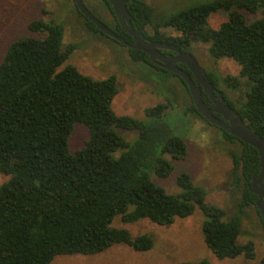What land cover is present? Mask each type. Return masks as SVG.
I'll use <instances>...</instances> for the list:
<instances>
[{
  "label": "trees",
  "instance_id": "1",
  "mask_svg": "<svg viewBox=\"0 0 264 264\" xmlns=\"http://www.w3.org/2000/svg\"><path fill=\"white\" fill-rule=\"evenodd\" d=\"M135 7L152 27L154 40L178 48L208 44L211 59L239 65L238 76L211 82L231 91L243 89L236 103L222 94L264 138V0H214L181 10L162 22L179 34L168 37L158 33L147 7L143 15ZM241 11L258 17L248 21ZM218 12H225L226 20L211 29L207 20ZM29 29L40 38L13 41L0 63V174L7 178L0 185V264H52L57 256H93L116 245L146 252L153 247L152 238L115 228L116 218L124 224L146 219L169 226L196 208L205 217L204 243L217 259H253V243L241 244L238 238L242 209L254 198L243 178L259 166L256 149L216 127L225 139L243 145L239 155L231 152L232 175L243 183V198L227 221L223 209L206 203L204 188L195 186L187 173L176 178L179 192L167 193L151 176L168 178L174 163L188 154L185 141L163 120L167 106L145 109L144 120L116 115L111 108L115 76L93 79L68 64L77 46L63 48L62 24L38 20ZM129 53L134 61L144 58L140 51ZM189 109L203 119L193 103ZM76 124L86 128L88 138L71 153L69 137ZM119 129L136 131L137 138L129 142Z\"/></svg>",
  "mask_w": 264,
  "mask_h": 264
},
{
  "label": "rangeland",
  "instance_id": "2",
  "mask_svg": "<svg viewBox=\"0 0 264 264\" xmlns=\"http://www.w3.org/2000/svg\"><path fill=\"white\" fill-rule=\"evenodd\" d=\"M86 8L101 22L114 27L115 22L109 7L103 0H82ZM151 13L154 26L163 36L179 35L175 30L162 26L165 18L181 10L214 0H136ZM248 21L258 17L241 11ZM62 24L65 48L75 44L77 48L67 63L75 66L82 74L93 79L115 76L117 94L111 108L118 116L126 115L144 120L145 109L158 104L167 106L163 120L176 136L182 138L188 148L187 157L174 163V170L166 179L152 175V180L162 186L169 194H177L179 188L176 178L187 173L193 184L204 188L206 203L223 209L227 221L239 210L243 198V183L233 178L234 168L231 152L240 154L243 145L237 140L225 139L214 126L191 112L192 106L187 87L179 77L167 71L157 70L134 61L126 48L102 38L96 30L87 25V20L79 13L74 0H0V63L8 46L23 37L40 38L29 29L34 21ZM226 20L225 12L209 17L207 25L216 29ZM156 28V27H155ZM147 34L153 33L146 24ZM209 45L194 43L190 53L206 72L212 82L228 76H238L240 67L231 59L213 60L207 53ZM174 76V77H173ZM214 85V84H213ZM219 91L236 103L243 98L244 91L228 90L218 82ZM127 141L137 138L136 131L118 130ZM88 138V131L76 124L69 137L68 147L71 153L81 149ZM7 178L0 174V185ZM205 217L196 208L186 218H176L169 226H160L148 220L133 224H124L116 218L113 226L127 230L133 237L148 235L153 247L146 252H136L126 245H116L103 253L93 256L69 255L57 256L52 264H264V223L259 217L254 200L242 209L239 243L252 242L254 258L239 256L234 259H217L206 247L201 231Z\"/></svg>",
  "mask_w": 264,
  "mask_h": 264
},
{
  "label": "water",
  "instance_id": "3",
  "mask_svg": "<svg viewBox=\"0 0 264 264\" xmlns=\"http://www.w3.org/2000/svg\"><path fill=\"white\" fill-rule=\"evenodd\" d=\"M113 14L122 29L133 37V43L128 47L133 50L145 53L148 60L153 64L163 68L171 74H175L185 83L192 103L197 113L210 125L220 128L225 133L233 136L245 146H251L258 152L259 156V171L257 179L253 185L248 187L250 194L257 196L255 207L259 217L264 223V138L252 131L249 126L243 121L240 114L231 106H229L223 94L218 90L214 94L215 87L213 83L206 77L204 69L199 65L195 57L189 52H182L178 47L167 42H146L139 37L141 28L134 30L131 25V15L126 7L125 0H106ZM74 5L79 13L89 22H91L104 35L116 40L119 43L126 44L125 40L116 35L106 24L95 17L85 6L82 0H74ZM159 50H169L176 53V57L172 60L164 57ZM186 65L187 73L177 67L176 63ZM191 75L193 78H191ZM194 79V80H193ZM201 90L207 95L209 101L213 104V108L205 103L202 99ZM215 114L221 116L217 118Z\"/></svg>",
  "mask_w": 264,
  "mask_h": 264
},
{
  "label": "flooded vegetation",
  "instance_id": "4",
  "mask_svg": "<svg viewBox=\"0 0 264 264\" xmlns=\"http://www.w3.org/2000/svg\"><path fill=\"white\" fill-rule=\"evenodd\" d=\"M104 1V0H103ZM126 1V7L131 15V25L133 26L134 30H138V28H141V34L139 35L140 38H142L144 41L146 42H161V41H158V40H154L152 37H153V33L151 34H147L146 31H145V26H146V17L145 16H142V18H139V15H138V10H137V7L135 6H139L141 8V13L142 15L144 14V5L143 4H139V3H136L137 1L136 0H125ZM134 2V6H130L131 2ZM106 4V3H105ZM108 6V5H107ZM110 6V5H109ZM108 6V7H109ZM110 9V12L112 13L113 15V19H114V22H115V25L113 28H111L110 26H108L116 35L120 36L121 38H123L126 42V44H122V43H119L117 42L116 40L106 36V35H102V38L104 39H107L109 41H112L113 43H116V44H119L121 45L122 47L126 48L127 51L129 50H133V49H130L128 47L129 44H132L133 43V37L130 35V34H127L123 29L122 27L120 26V24L118 23L115 15L113 14L112 12V9L111 7H109ZM114 30H117L120 34H117ZM179 49L184 52V51H189L190 52V47L189 48H180ZM137 51V50H136ZM141 52V51H140ZM159 52L164 56L166 57L167 59L169 60H172L176 57V53L173 52V51H169V50H159ZM143 53V52H142ZM144 54V58L140 59L139 61L142 62L144 65H149L150 67L152 68H155L157 70H161V71H166L164 70L163 68L153 64L152 62H150L148 60V57L145 53ZM177 67L181 68L183 71L187 72V73H190L186 67V65H184L183 63H176ZM206 73V72H205ZM171 74V73H170ZM174 76H176L175 74H172ZM173 76V77H174ZM178 77V76H177ZM206 77L208 78L207 74H206ZM191 78H193V76L191 75ZM181 80V79H180ZM194 80V79H193ZM215 87V91H214V94H216V91H218V87L217 86H214ZM201 93H202V99L205 103L209 104V107L212 109L213 108V104L209 101V98L207 97V95L201 90ZM215 116L219 119H221V116L218 115V114H215ZM258 172L259 171V166L258 168H256L252 173H249L247 174L243 180H244V185L245 187L248 189V187H251L253 185V182L255 179H257L258 177V173L256 174L255 172ZM263 184H264V179H263ZM254 196L253 200H254V203H255V200L257 199V196H255L254 194H252Z\"/></svg>",
  "mask_w": 264,
  "mask_h": 264
}]
</instances>
